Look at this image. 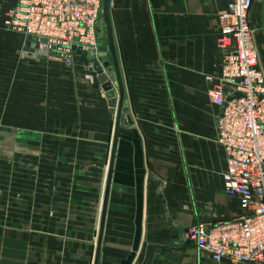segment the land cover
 <instances>
[{
    "label": "crops",
    "instance_id": "1",
    "mask_svg": "<svg viewBox=\"0 0 264 264\" xmlns=\"http://www.w3.org/2000/svg\"><path fill=\"white\" fill-rule=\"evenodd\" d=\"M16 1L0 0V264H94L117 109L86 57L71 66L27 57V37L3 27ZM226 6L111 0L138 135L119 137L99 264H233L185 238L191 225L243 214L224 190L222 107L206 80L224 62L217 36ZM250 18L257 48L264 0H253Z\"/></svg>",
    "mask_w": 264,
    "mask_h": 264
},
{
    "label": "built area",
    "instance_id": "2",
    "mask_svg": "<svg viewBox=\"0 0 264 264\" xmlns=\"http://www.w3.org/2000/svg\"><path fill=\"white\" fill-rule=\"evenodd\" d=\"M102 0H17L3 27L23 36L44 38L48 60L73 65L74 46L97 48ZM253 0H227L218 17L220 73L207 75L208 95L221 111L216 141L225 160L223 185L240 198L243 214L207 227L189 226L186 241L215 261L264 264V70L254 44ZM237 97H232L235 94ZM232 97L228 100V98Z\"/></svg>",
    "mask_w": 264,
    "mask_h": 264
},
{
    "label": "water",
    "instance_id": "3",
    "mask_svg": "<svg viewBox=\"0 0 264 264\" xmlns=\"http://www.w3.org/2000/svg\"><path fill=\"white\" fill-rule=\"evenodd\" d=\"M110 3L111 0H102L97 22V48L84 50L81 46H74L76 54L86 57L91 64L90 70L97 73V79L102 84V88L105 92V97L108 100L110 111L113 112L115 108L117 109L111 158L103 201L102 219L94 264H99L102 236L119 137L122 133L135 136L138 135L135 121L132 117L129 103L125 94L124 82L119 66V60L115 47V39L110 18ZM45 43H47V40L44 38L27 36L24 48L27 57L34 59L38 58L41 61H47L48 48L44 47L40 49V45ZM237 96H239L238 93L232 97ZM232 97L228 98V100ZM223 110L224 106L222 107L221 111ZM182 236H184V233H182Z\"/></svg>",
    "mask_w": 264,
    "mask_h": 264
},
{
    "label": "rangeland",
    "instance_id": "4",
    "mask_svg": "<svg viewBox=\"0 0 264 264\" xmlns=\"http://www.w3.org/2000/svg\"><path fill=\"white\" fill-rule=\"evenodd\" d=\"M253 29H254V39H255V36L257 34L255 33V28H253ZM256 44H258V43H256ZM257 48H258L259 55H260V57H259L260 58V61H261L262 65H263V60H264V43H262L261 46H259V44H258L257 45ZM4 55L7 56V60H8V58L10 57V52L4 53ZM90 66H91V64H90Z\"/></svg>",
    "mask_w": 264,
    "mask_h": 264
}]
</instances>
